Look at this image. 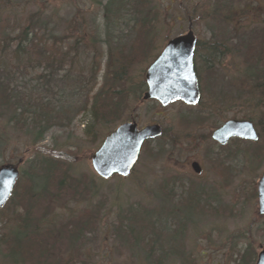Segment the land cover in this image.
Wrapping results in <instances>:
<instances>
[{"label": "rangeland", "instance_id": "1", "mask_svg": "<svg viewBox=\"0 0 264 264\" xmlns=\"http://www.w3.org/2000/svg\"><path fill=\"white\" fill-rule=\"evenodd\" d=\"M13 1L45 6L43 0ZM107 1L50 0L49 6L56 11L44 17L53 19L50 27L58 36L67 30L74 32L68 26L71 18L77 16L75 24L85 18L93 29L86 33H96V41L104 47L107 42L127 46L137 37V27L142 24L148 5L156 19V28L150 33L153 56L131 66L132 76L141 75L142 79L168 40L188 32L190 25L201 42L238 40L239 44L255 48L264 46V14L242 8L249 7L251 0H220L218 6L229 14L228 21L208 15L217 6L212 4L215 0H112L108 10L104 8ZM252 1L256 8L258 0ZM78 7L83 10L79 15ZM167 7L171 10L164 16L163 9ZM204 11L205 18L201 17ZM22 16L15 15L10 20L6 14L0 15V25L14 26ZM47 38L51 37L45 33L44 39ZM73 41V37L63 38L64 43L59 46L67 48ZM246 54H238L236 59V55H230L223 70L202 71L204 104L176 100L162 105L158 100L130 98L117 120L95 124L93 137L84 130L93 122L87 103V78L84 84L79 81L81 78L74 81L75 75L89 64L87 53L81 54L70 78L66 77L67 65L52 71L41 55L32 65L11 62L6 78L17 95V115L8 124L7 117L0 116V165L23 158L21 175L25 170L30 172L24 173L18 193H13V198L0 209V264H255L264 245V215L258 212V194H252V189L257 191L264 170V134L257 141L234 138L226 145L211 135L227 119L247 118L243 97L232 98L235 86L226 78L235 61L250 59V54ZM261 61L264 65V58ZM105 62L104 56L94 91L103 80ZM226 95L225 107L230 106V110L220 117L210 112L208 104ZM41 106L50 110V127L41 142L31 145L37 131L31 125L37 123L39 114H46ZM129 120L141 127L159 123L169 137L183 133V142L177 147L163 137L147 142L134 168L141 175L140 180L121 175L99 177L91 154L107 133ZM39 146H46L52 153L54 149L76 153L79 163H71L67 174L60 169L50 180L47 195L33 197L40 189L34 188L30 174L34 178L43 175V157H47L38 150ZM194 159L203 164L202 174L193 171L190 163ZM63 162L68 168L70 161ZM60 178L65 179L62 186ZM28 186L31 190L27 197ZM8 207L22 213L29 207L39 221L35 223L39 232L34 235L32 224L26 234L35 240L26 245L23 254L12 252L1 237H12L15 230L9 219L6 223L1 220L2 212L10 214ZM248 246L250 255L242 262L240 256Z\"/></svg>", "mask_w": 264, "mask_h": 264}, {"label": "trees", "instance_id": "2", "mask_svg": "<svg viewBox=\"0 0 264 264\" xmlns=\"http://www.w3.org/2000/svg\"><path fill=\"white\" fill-rule=\"evenodd\" d=\"M31 2L32 1L21 3L13 0L10 2L9 0L8 3L6 0L4 2L0 0V15L6 14L10 20H12L11 18L15 15H23L20 19L15 20L14 26L4 27L0 25V116L7 117L8 124L12 121V118L14 119L15 115H17V107L15 106L17 95H14L15 92L11 89L10 82H8L6 78L8 71H10L9 66H11V62H17L20 65L23 63L32 65L37 60L36 56L41 55L52 71L63 69V67L67 65L68 73L66 77L70 78L71 75H74L73 72L75 68L73 66L79 61L81 54L84 52L88 54L89 64L86 68H82L79 71V75H75L74 81L81 78L79 81L84 84L85 78H87V103L90 104L89 110L92 114L93 122L88 123L84 130L87 135L93 137L96 133L95 126L97 125L95 124L101 121L109 123L117 120L121 116V112L130 98H143V94L147 89V82L145 78L142 79L141 75L132 76L131 66L133 63L144 60L149 55L151 57L153 56V49H150L153 43L150 33L156 28L154 24L156 20L155 16L151 13L149 6L146 5L145 13L142 15V24L137 27V37L133 38V43L131 42L132 44L130 43L131 45L129 44L127 46H119L112 42H107L104 47L103 44L96 41L98 37L96 33H86V30L89 29L93 31V29L88 26L85 18L80 19L78 25L75 24L77 22V16L71 18L68 29H73L74 32L67 30L68 32L61 36L52 33L50 24L54 21L53 19L44 17L46 13L56 11L51 8V5L49 6L50 0H43L45 5L43 7L37 6V4L33 5ZM252 2L251 0L248 5L249 7L245 8L246 6H244L242 8L264 14V0H258L256 8L253 7ZM113 3L112 0H108L104 8L108 10ZM222 3L225 4L224 1ZM212 4L217 6L213 7L211 13L209 12L208 15L212 17L221 16L226 21L230 19L229 14L222 12L221 7L218 6L220 0H215ZM232 9L234 10L235 8H231L230 11H232ZM170 10L171 7L163 9V15L167 16ZM82 12L83 10L78 7L76 14L79 15ZM206 15L207 12L204 11L201 17L205 18ZM44 19L48 21H44ZM262 23H264V21H262ZM258 25H260L259 22ZM77 30H82L83 32H77ZM41 31H43V36L40 35ZM45 33H48V37L51 38L44 39ZM70 37H73L74 41L69 47L59 46L64 43L63 38ZM42 40H44L43 43L41 42ZM238 42V40L232 43L223 40H208L205 42L198 40L195 51V64L197 68L200 69L198 60L202 59L207 70H213L215 68L223 70L226 65L225 60H227L230 55H236L234 57L236 59L238 54H250V59L246 57L243 59L241 58L242 62L236 63L235 61L234 69L228 68L229 70L226 72V78H228L231 85L235 86L236 93L232 98L234 96H237V98L243 97L242 106L245 107V117L254 122L260 136L264 134V65L261 61L262 58H264V48H262L264 46L260 45L255 48L254 46H247L239 44ZM104 56L106 57V62L103 80L97 91H94L98 84V76L99 72L102 70V59ZM231 70H235L236 73L232 74ZM199 75L201 78V71ZM202 88L204 92L205 88L203 85ZM228 95L220 97L218 102L213 101V103H209L208 109L210 112L218 114L220 117L224 111H229L230 106L226 108L224 102L228 100ZM204 102V99L201 98L198 105H202ZM42 109L46 110L45 116L39 114L35 120L37 123L31 125V127L35 129L37 127V131L34 133V137L31 140V145L41 142L45 137V132L50 127V123H48L50 110L45 106H43ZM11 113L13 115L9 117L8 114ZM21 114H24V110H22ZM162 137L168 138L173 147H177L178 144L183 142L181 140L184 136L183 133H180L172 134L169 137L164 129L163 134L158 138ZM149 141L150 140L146 141V143ZM38 150L44 151L43 153H45L44 155H47V157H43V160L46 162L43 175L34 178L33 173L30 174L34 188L40 189L36 196L33 197L47 195L50 188V180L55 174L59 173L60 169L67 174L72 167L71 163L73 165L74 163H79L77 154L70 151L62 152L54 149L53 151L55 152L52 153L49 151V153V149L46 148V146H39ZM63 160L67 162L70 161L68 168H65ZM61 166H63V168H61ZM28 172L30 171L25 170L24 173ZM24 173L21 175L14 189V193H18L19 187L23 184L22 181H24L25 177ZM129 176L134 177L136 181L141 179L138 170L133 171ZM31 181L29 180V183H31ZM64 182L65 179L60 178V186H62ZM29 186L27 187V197L31 190ZM256 192V189H252V194H256ZM22 199L25 198L22 197ZM9 210L10 214L8 212L1 213V220H4L3 223H6V219H9L15 230L12 231V237L4 236L3 234L1 237L8 246H10L12 252L23 254L28 248L26 245L33 244L35 240V237L33 240V236L28 237L26 234L32 224L34 227V235L39 232V225H35V223L39 221H36L37 218L32 215L29 207H27L23 213L12 208H9ZM11 213L14 214V216H11ZM249 255L250 246H248L247 250L240 256L242 262L245 261V258Z\"/></svg>", "mask_w": 264, "mask_h": 264}, {"label": "water", "instance_id": "3", "mask_svg": "<svg viewBox=\"0 0 264 264\" xmlns=\"http://www.w3.org/2000/svg\"><path fill=\"white\" fill-rule=\"evenodd\" d=\"M196 46L197 37L192 25L188 32L168 40L147 68V89L143 100L157 99L163 105L177 99L189 104L200 101L201 89L194 65ZM162 133L163 127L159 123L142 127L135 120L120 123L91 154L94 170L102 178L128 176L139 161L144 143ZM212 137L224 145L233 137L256 141L259 133L251 119L230 118L212 132ZM22 161L21 158L17 163L0 165V208L13 194L20 177ZM192 167L195 172L202 171L198 161H194ZM257 194L258 212L264 215V170L258 181ZM255 264H264V245H261Z\"/></svg>", "mask_w": 264, "mask_h": 264}, {"label": "flooded vegetation", "instance_id": "4", "mask_svg": "<svg viewBox=\"0 0 264 264\" xmlns=\"http://www.w3.org/2000/svg\"><path fill=\"white\" fill-rule=\"evenodd\" d=\"M197 42H198V40H197ZM198 65H199V68H200V69H198L197 66H196V64H195V70H196V73H197V76H198L199 85H200V89H201V98H202V95H203V88H202V85H201V78H200L199 73H200V71H201V75H202V74H203L202 71H203V72L207 71V68H206L205 63H204V61H203L202 59H201V60H198ZM145 79H146V78H145ZM185 103H186V102H185ZM187 104H188V103H187ZM198 104H199V103H198ZM215 141H216V140H215ZM216 142H218V141H216ZM194 161H198V162L201 164V166H202V171H201V172H195V171H194V169H193V167H192V163H193ZM190 165H191L193 171L195 172V174L199 175V174H202V173L204 172V166H203V164H202L199 160L194 159V160L190 163Z\"/></svg>", "mask_w": 264, "mask_h": 264}, {"label": "snow or ice", "instance_id": "5", "mask_svg": "<svg viewBox=\"0 0 264 264\" xmlns=\"http://www.w3.org/2000/svg\"><path fill=\"white\" fill-rule=\"evenodd\" d=\"M5 183H8L7 181Z\"/></svg>", "mask_w": 264, "mask_h": 264}]
</instances>
